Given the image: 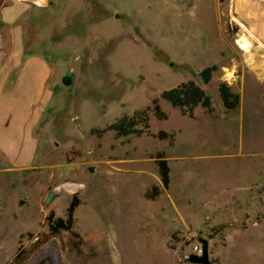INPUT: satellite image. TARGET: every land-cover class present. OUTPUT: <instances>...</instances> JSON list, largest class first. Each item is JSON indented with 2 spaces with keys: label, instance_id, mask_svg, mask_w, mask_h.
Returning a JSON list of instances; mask_svg holds the SVG:
<instances>
[{
  "label": "rangeland",
  "instance_id": "374dc122",
  "mask_svg": "<svg viewBox=\"0 0 264 264\" xmlns=\"http://www.w3.org/2000/svg\"><path fill=\"white\" fill-rule=\"evenodd\" d=\"M23 1L24 14L0 18V66L10 69L0 137L14 150L0 151V264L20 245L33 250L22 264H199L189 260L202 252L199 237L212 264H264V0ZM33 56L49 66L45 85L30 68L18 79ZM211 64L203 84L199 71ZM189 79L209 92L213 112L199 105L188 117L161 98ZM223 81L240 93L232 110ZM155 97L167 117L151 113L150 130L175 131L174 144L92 132ZM158 151L171 178L152 199ZM74 196L73 228L47 235L46 216H66Z\"/></svg>",
  "mask_w": 264,
  "mask_h": 264
},
{
  "label": "trees",
  "instance_id": "16d2710c",
  "mask_svg": "<svg viewBox=\"0 0 264 264\" xmlns=\"http://www.w3.org/2000/svg\"><path fill=\"white\" fill-rule=\"evenodd\" d=\"M217 68L218 66L216 64H211L199 71L203 84H208L211 81L213 73ZM219 90V96L227 110H232L239 105L240 93L233 91L228 83L225 81L221 82ZM208 93L209 92L202 84L195 79H189L164 90L161 93V98L170 102L171 105L179 107L182 115L194 117L196 108L199 105H202L210 112L215 110L211 96ZM151 113L159 119H165L167 117V112L162 108L158 97L153 98L152 104L145 109L136 110L131 114H123L114 121L108 123L105 127L92 128V132L98 137H101L108 131H115L117 137L130 134H137V136H139L147 133L154 137H158L160 140H167L171 145L174 144L175 135H177L175 131L169 132L160 130L158 132H152L150 130L149 120ZM154 156L162 176V186L160 187L158 184H155L147 191V197L152 199L158 197L162 189H167L169 187L171 178V168L167 160L166 152L158 151ZM79 203V197L74 196L69 202L66 216H58L54 211L48 214L45 219L49 228L47 235L56 237L60 234L62 229L71 230L74 226L75 212ZM43 242L44 239H41L37 241V245L39 246ZM32 252L33 250H28L20 245L10 264H22L24 261H27Z\"/></svg>",
  "mask_w": 264,
  "mask_h": 264
},
{
  "label": "crops",
  "instance_id": "0c3cea01",
  "mask_svg": "<svg viewBox=\"0 0 264 264\" xmlns=\"http://www.w3.org/2000/svg\"><path fill=\"white\" fill-rule=\"evenodd\" d=\"M39 3L37 4V6H44L48 0H37ZM30 4L27 1H15L13 2L12 5L10 6H1L0 5V18L2 16H4V18H6V14L7 13H13L15 14L14 19L21 16L22 14H24L28 8H29ZM10 7V8H9ZM13 20V18H12ZM22 30V28L18 27L17 31L18 32L17 36H18V42H17V50L15 52L16 58L18 60L21 59L22 54H23V47H24V40H23V35L20 32ZM8 66L6 65H2L0 66V88L1 86L4 84H6L8 77L10 76V69L7 68ZM29 68L30 69H34L36 70V73L39 74L40 77V81L43 85H45V82L47 80L48 77V68L49 66L47 65V62L43 59L40 58L38 56H33L30 57L29 59H27V63L25 64V66L22 68V70L20 71L19 75H18V79L22 77V74H27V72L29 73ZM35 73V74H36ZM22 79V78H21ZM1 123H0V127H1ZM11 142L8 141L7 139H1L0 137V151L3 152V154H9V153H13L14 150L12 149V146L10 145ZM11 153V154H12Z\"/></svg>",
  "mask_w": 264,
  "mask_h": 264
},
{
  "label": "water",
  "instance_id": "95a60500",
  "mask_svg": "<svg viewBox=\"0 0 264 264\" xmlns=\"http://www.w3.org/2000/svg\"><path fill=\"white\" fill-rule=\"evenodd\" d=\"M57 193L52 190L49 191L47 197L45 198L46 203H51L53 198L56 197ZM200 241L203 242L202 244V252H193L189 256V260L194 262V263H199V264H212V260L210 258V253H209V241L203 237H199Z\"/></svg>",
  "mask_w": 264,
  "mask_h": 264
}]
</instances>
